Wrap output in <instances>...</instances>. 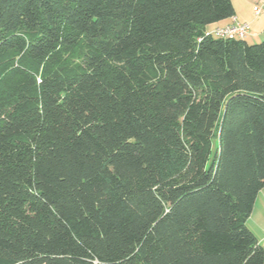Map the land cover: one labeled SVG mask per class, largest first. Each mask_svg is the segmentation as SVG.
<instances>
[{
  "label": "trees",
  "instance_id": "1",
  "mask_svg": "<svg viewBox=\"0 0 264 264\" xmlns=\"http://www.w3.org/2000/svg\"><path fill=\"white\" fill-rule=\"evenodd\" d=\"M234 15L0 0V264H264V39L209 33Z\"/></svg>",
  "mask_w": 264,
  "mask_h": 264
},
{
  "label": "crops",
  "instance_id": "2",
  "mask_svg": "<svg viewBox=\"0 0 264 264\" xmlns=\"http://www.w3.org/2000/svg\"><path fill=\"white\" fill-rule=\"evenodd\" d=\"M236 18L240 21H245L250 23V30L245 36V39L257 42L258 39H264V7L262 8L259 15H254L253 6L257 0H243L249 5V9L246 11L240 6L241 0H231ZM251 5V6H250ZM249 11V12H248ZM228 20L216 23L215 25H220L226 23ZM248 41V40H247ZM249 228L255 233L260 244L264 249V241L262 237L264 235V187L258 192L252 212L247 220Z\"/></svg>",
  "mask_w": 264,
  "mask_h": 264
},
{
  "label": "built area",
  "instance_id": "3",
  "mask_svg": "<svg viewBox=\"0 0 264 264\" xmlns=\"http://www.w3.org/2000/svg\"><path fill=\"white\" fill-rule=\"evenodd\" d=\"M264 7V0H257L253 6L254 15H259ZM250 30V23L240 21L236 16H232L222 25L214 26L209 33L219 38H245ZM264 241V235L262 237Z\"/></svg>",
  "mask_w": 264,
  "mask_h": 264
},
{
  "label": "rangeland",
  "instance_id": "4",
  "mask_svg": "<svg viewBox=\"0 0 264 264\" xmlns=\"http://www.w3.org/2000/svg\"><path fill=\"white\" fill-rule=\"evenodd\" d=\"M249 1H251L252 2V0H249ZM240 6L244 9V10H248L249 9V5L246 3V2H243V0H241L240 1ZM251 6V5H250ZM249 12V11H248ZM213 27H211L210 29H212ZM248 40V42H252V41H250L249 39H247ZM263 40V38L262 39H258L257 40V42H260V41H262ZM256 42V41H255Z\"/></svg>",
  "mask_w": 264,
  "mask_h": 264
}]
</instances>
